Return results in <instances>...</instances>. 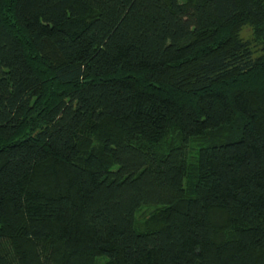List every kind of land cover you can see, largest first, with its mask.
I'll return each mask as SVG.
<instances>
[{
    "label": "trees",
    "instance_id": "1",
    "mask_svg": "<svg viewBox=\"0 0 264 264\" xmlns=\"http://www.w3.org/2000/svg\"><path fill=\"white\" fill-rule=\"evenodd\" d=\"M102 257L264 264V0H0V264Z\"/></svg>",
    "mask_w": 264,
    "mask_h": 264
},
{
    "label": "rangeland",
    "instance_id": "2",
    "mask_svg": "<svg viewBox=\"0 0 264 264\" xmlns=\"http://www.w3.org/2000/svg\"><path fill=\"white\" fill-rule=\"evenodd\" d=\"M180 1H183V0H180ZM249 33H250V31H249L248 29H244L243 32H242V36L247 38L248 35H249ZM152 210H153L152 207H143V208L137 213V221H138V222L142 221V219H143L144 217H147V216L151 213ZM103 260H104L103 257H102L101 259H98V263H96V264H99V262H101V261H103Z\"/></svg>",
    "mask_w": 264,
    "mask_h": 264
}]
</instances>
